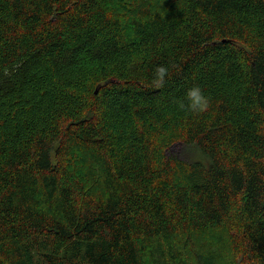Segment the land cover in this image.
Here are the masks:
<instances>
[{"label": "trees", "instance_id": "trees-1", "mask_svg": "<svg viewBox=\"0 0 264 264\" xmlns=\"http://www.w3.org/2000/svg\"><path fill=\"white\" fill-rule=\"evenodd\" d=\"M0 264H264V0H0Z\"/></svg>", "mask_w": 264, "mask_h": 264}, {"label": "clouds", "instance_id": "clouds-1", "mask_svg": "<svg viewBox=\"0 0 264 264\" xmlns=\"http://www.w3.org/2000/svg\"><path fill=\"white\" fill-rule=\"evenodd\" d=\"M167 68L161 66L155 70V74L158 77V82H162L165 74L167 73ZM185 102H181V107H187L194 114H199L204 112L209 107V100L204 95L202 89L199 86H193L188 89L185 94Z\"/></svg>", "mask_w": 264, "mask_h": 264}, {"label": "rangeland", "instance_id": "rangeland-1", "mask_svg": "<svg viewBox=\"0 0 264 264\" xmlns=\"http://www.w3.org/2000/svg\"><path fill=\"white\" fill-rule=\"evenodd\" d=\"M173 155H179V156H188L190 158V148H188L185 145H175L172 150L170 151Z\"/></svg>", "mask_w": 264, "mask_h": 264}]
</instances>
